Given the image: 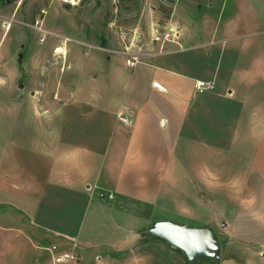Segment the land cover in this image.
Listing matches in <instances>:
<instances>
[{"label":"rangeland","instance_id":"374dc122","mask_svg":"<svg viewBox=\"0 0 264 264\" xmlns=\"http://www.w3.org/2000/svg\"><path fill=\"white\" fill-rule=\"evenodd\" d=\"M182 25L192 38L185 44L189 35ZM36 28L49 34L42 44ZM128 54L138 56L132 69L125 66ZM231 69L235 79L226 86ZM210 76L216 88L237 90L244 119L247 108L255 106L263 122L264 0H0V264H50L73 244L77 260L72 264H186L164 242L139 238L158 222L211 228L221 244L219 264H264L259 258L264 248L255 244L264 241V185L247 175L238 183L237 176L252 162L257 126L253 135L213 137L225 142L216 144L223 149L213 154L211 180L196 181V198L180 170L151 203L102 201L94 193L76 197L54 187L42 199L17 191L29 190V177L49 169L33 151L35 145L46 149L53 142L59 148L71 140L95 150L100 165L95 182L104 186L115 163L114 130L121 135L136 130L137 144L124 150L142 157L139 138L149 132L150 120H160L157 106L165 95L152 81L164 88L166 81L185 84L180 98L177 93L169 101L189 106L192 79ZM119 105L124 113L133 112V128L115 123L113 109ZM199 128L209 137L210 127ZM239 148L248 151L245 159ZM123 152L118 161H124ZM134 162L141 167L143 159ZM256 169L264 171V137ZM46 214L54 231L48 235L37 229L34 236L32 219ZM56 231H63L58 234L64 239L53 237Z\"/></svg>","mask_w":264,"mask_h":264},{"label":"crops","instance_id":"0c3cea01","mask_svg":"<svg viewBox=\"0 0 264 264\" xmlns=\"http://www.w3.org/2000/svg\"><path fill=\"white\" fill-rule=\"evenodd\" d=\"M185 26H183L184 32L187 31L189 36L185 35L184 44L192 39L190 36L191 32L187 25ZM76 43H79V45L82 46L91 47L97 52L109 53V55L117 54L109 49L104 50L99 47L91 46L85 42ZM175 51L176 50H173L170 54H173ZM168 55H165L164 58ZM164 58L161 60L162 64L164 63ZM108 60L110 61V58L107 57V61ZM162 64L148 65L151 67L157 66L162 68ZM125 66L130 68L126 64ZM132 68L134 67H131L130 69ZM233 69L227 74V77L229 76L228 78L230 80L226 83V86L233 83L235 79V72H233ZM236 76L238 75L236 74ZM197 80L213 82L215 84L214 91L207 92L202 96L195 95L193 92V84ZM152 83L156 87V90L162 92V95H165L166 97L162 96L165 99L163 98L161 101L162 103L157 106L160 120H155L154 118L148 122L149 126L154 129V132H156L157 136L154 137V135H152L153 131L148 126L149 132L147 135L144 134V136L139 138L140 147L144 151L142 152V157H140L138 153L135 154L132 152L127 154L124 150L135 147L137 144L138 132L136 130L133 129L131 132H124L123 135H121L120 131L116 132L114 130L111 139L114 141L113 159L115 163L114 166L109 169V181L105 183L104 186L98 188V184L95 182V177H97V174L100 171V165H98L99 162L95 158V150L92 147L90 148L89 145H82V151L79 147L80 145L73 140L69 143L66 142V145H61L59 148L56 146L57 144L54 145V147L53 142H51L52 144L50 143L51 145L49 147L46 146V149H41L42 147L35 145L33 151H39V153H36L37 157L42 158L44 166L47 167V165H49V169L42 172L39 177H29L27 182L29 190L23 191L22 189L17 188V191H19L20 194L22 193L23 195L34 197L35 199H42V196L46 194V191L54 187L57 190L60 189L61 192L72 194L76 197H85L87 193H94L98 195V198L102 199V201L106 198H117L121 201L135 198L140 202L148 201V203H151V201L154 200L153 198H155V195L158 197L159 192L162 190L160 189V186L164 188L165 186L171 185L169 181L175 176V174L178 176L177 172L180 170V172H184V181L187 185L188 191H193L194 198H196V181L198 179L205 181L211 180L213 175L210 169V162L213 159V154L216 151V148L217 150L223 149V147L220 146L216 147V144L218 142L221 143L223 139L218 137V141H214L213 137L220 135V133L225 135V132L228 135L232 132L231 140L233 139L234 133L238 134V132H241L242 135L245 134V136L248 135V133L253 135L255 126L258 128L259 136H257L258 139L256 138V140L255 136H253V159L251 164L245 167L244 172L237 175L238 183H242L241 181H243L245 175H247L249 179L257 180V183L261 182L262 185H264V171L256 169V160L259 154L261 140L264 137V116L262 122L259 108H256L255 106L247 108L249 112L247 115L248 117L244 119L243 105L245 104L235 99L234 95L237 93V90L234 91L226 86L216 88L215 78L213 76H210L208 79H192L193 98L190 99L189 106H175L169 101V99L171 100V98H174V94L177 93L179 99L181 92L185 91V84L182 82L178 81L175 84H171L169 81H166L165 85L167 88L160 87L155 84L154 81H152ZM194 97L201 98L196 100ZM224 109L225 113L226 110H228L226 116L225 113L223 114ZM113 115L116 117L115 123H118V115H124L127 119L132 121V126L127 128L123 127L120 123L118 124L126 130L133 128V112L129 111L124 113V111H122V106L119 105L113 109ZM241 115L242 118H240ZM239 121H242L241 126ZM228 125L230 130H224V126L226 127ZM202 126L205 127L204 129L210 127L211 130H209V133L211 134H209V137L208 134H200L199 127ZM246 126H248V130L249 128L252 129L251 132L245 129ZM219 127L221 129L215 130ZM160 130L164 131L166 134L162 138L161 136H158L161 134ZM142 133H145V130ZM257 144L258 149L256 147ZM239 150L240 153L242 152V155L239 156H242L243 159H245L244 157L248 151H243L240 148ZM119 151H124V161H118L120 158V156H118ZM235 151L236 150L233 152ZM138 157L143 159L141 167L136 166V163L134 162V159H139ZM136 172L139 178V183L137 185L136 179L138 180V178L136 177ZM140 174H142V183L140 182ZM222 176H224L223 173ZM14 190H16V188H14ZM34 215H36V213ZM47 216L48 215L46 214V217H40V219L36 221L35 219H32L33 226L36 229L34 232L31 230L34 236L37 234V229H39L38 232L40 234L45 233L48 235H51L50 233L54 231L47 223L49 218V216ZM20 227L24 228L22 225H20ZM60 230L62 229L60 228ZM62 232L63 231H56L52 233V236L64 239L62 234H58ZM255 244L264 248V241H259ZM259 258L264 260V250L259 253ZM96 260L101 261V257L97 256ZM220 262H222L221 258Z\"/></svg>","mask_w":264,"mask_h":264},{"label":"water","instance_id":"95a60500","mask_svg":"<svg viewBox=\"0 0 264 264\" xmlns=\"http://www.w3.org/2000/svg\"><path fill=\"white\" fill-rule=\"evenodd\" d=\"M140 239L159 240L182 254L186 264H219L221 247L209 227L189 228L171 222H158L142 232Z\"/></svg>","mask_w":264,"mask_h":264},{"label":"built area","instance_id":"2783aa9c","mask_svg":"<svg viewBox=\"0 0 264 264\" xmlns=\"http://www.w3.org/2000/svg\"><path fill=\"white\" fill-rule=\"evenodd\" d=\"M38 24L36 23L35 26ZM43 36L40 38L39 43L42 44L45 41V37L49 35L46 31H42L40 28H36ZM175 37V36H174ZM175 43L174 41H172ZM91 48V47H88ZM128 59H126L125 64L128 67H133L136 63H138V56L128 54ZM215 89V84L213 82H205L201 80H197L193 84V92L197 96H202L207 92H212ZM117 122L120 123L123 127H131L132 121L127 119L124 115L117 116ZM77 248V247H76ZM75 245H72V249L69 253L60 255L59 257H52L50 264H72L76 262V250Z\"/></svg>","mask_w":264,"mask_h":264},{"label":"bare ground","instance_id":"6f19581e","mask_svg":"<svg viewBox=\"0 0 264 264\" xmlns=\"http://www.w3.org/2000/svg\"><path fill=\"white\" fill-rule=\"evenodd\" d=\"M61 52H62V49H57V51H56V53H61Z\"/></svg>","mask_w":264,"mask_h":264},{"label":"trees","instance_id":"16d2710c","mask_svg":"<svg viewBox=\"0 0 264 264\" xmlns=\"http://www.w3.org/2000/svg\"><path fill=\"white\" fill-rule=\"evenodd\" d=\"M171 3H173V0H170ZM220 247H221V244H220ZM178 252V251H177ZM180 253V252H179Z\"/></svg>","mask_w":264,"mask_h":264}]
</instances>
